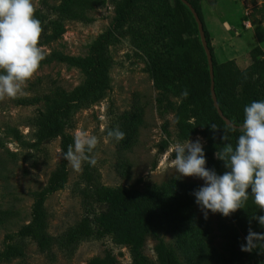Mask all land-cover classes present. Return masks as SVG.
<instances>
[{
  "label": "rangeland",
  "instance_id": "rangeland-1",
  "mask_svg": "<svg viewBox=\"0 0 264 264\" xmlns=\"http://www.w3.org/2000/svg\"><path fill=\"white\" fill-rule=\"evenodd\" d=\"M60 1L53 0L52 3ZM117 1L106 0L86 10L84 18L74 19L42 9L40 1L33 0L35 10L42 9L47 21L58 19L65 27L61 38L40 46L43 56L57 50L75 57H87L96 40L113 27ZM202 14L220 61L234 60L240 69L245 70L253 62L251 50L257 46L264 50L263 0H204ZM108 55L112 64L108 70L109 88L105 96L95 102L76 105L66 125V132L72 139L77 133L84 132L95 135L98 143L89 154L95 159V165L83 162L81 171L76 172L67 163V182L45 200L47 232L56 239L86 214L83 196L88 187L86 171L102 185H136L144 191L177 179L171 166L174 153L170 149L174 143L197 139L203 147L207 143L201 133L184 141L178 138L176 111L160 109L158 90L147 70L145 56L134 47L130 35L123 34L119 40L110 43ZM85 80L82 67L55 61L39 68L26 82L22 94L16 98L0 99V217L3 219L0 223V250L8 242L16 241L24 248L21 257L0 264H87L93 257L104 256L108 251L122 264L132 263L129 247L115 243L112 236L88 237L70 247H62L55 241L48 250H41L29 237H15L13 241L7 239L9 234L15 235L29 223L35 193L47 186L51 174L62 160L60 137L31 147L36 142V116L40 109H44V103L23 105L17 100L50 93L58 88L70 92L83 85ZM166 122L170 136L169 146L164 150L161 144L168 137L163 127ZM116 128L124 133V139L119 142L107 136L109 129ZM127 131L133 133L130 145L126 141ZM179 180L197 188L203 184L195 177ZM96 206L98 210L103 209L99 204ZM193 208L196 223L189 242L192 256L184 254L172 231H164L159 236L175 249L184 264H220L222 256L230 255L233 244L223 234L225 225L234 224L231 215L224 217L209 212L205 218L196 203ZM238 233L240 244L245 245L244 235L240 230ZM157 241V237L148 234L143 246V253L154 264L158 263L155 252Z\"/></svg>",
  "mask_w": 264,
  "mask_h": 264
},
{
  "label": "trees",
  "instance_id": "trees-1",
  "mask_svg": "<svg viewBox=\"0 0 264 264\" xmlns=\"http://www.w3.org/2000/svg\"><path fill=\"white\" fill-rule=\"evenodd\" d=\"M39 1L42 9L61 17L82 19L86 10L103 4L106 0H61L58 4H53V0ZM187 1L196 9L204 24L213 56L215 90L219 105L235 125H241L244 106L254 100H264V50L260 46L251 50L253 62L245 70L240 69L234 60L220 61L203 18L204 0ZM42 9L35 10L42 30L39 47L58 40L65 32L63 23L58 19L47 21ZM123 34L130 35L134 47L145 56L147 70L158 90L160 109L165 112L176 111L178 138L184 141L201 133L207 140L203 147L206 167L214 169L217 174L228 170L224 161L216 157V152L227 143L235 146L241 129L228 125L214 105L208 58L193 12L182 0H119L116 2L113 27L96 40L87 57H75L53 50L44 55L40 62L39 68L55 61L82 67L86 74L83 85L70 92L58 88L50 93L17 100L18 104L23 105L44 103V109H40L36 116V142L31 147L60 137L62 160L51 174L47 186L35 193L29 223L23 225L15 235L9 234L7 239L13 241L15 237H29L41 250H48L55 241L62 247H70L88 237L112 236L115 243L129 247L131 264H154L143 253L146 236L152 234L158 238L155 245L157 264H184L175 249L159 236L164 231H172L184 254L192 256L189 242L196 223V214L193 208L195 197L191 193L197 187L179 179L142 191L136 185H102L94 181L92 174L86 171L88 187L83 191L85 216L59 239L47 232L45 200L51 193L62 188L68 177V162L63 159V154L73 144V139L66 132V125L76 105L95 102L105 96L109 88L108 70L112 64L108 47ZM213 124L216 129L212 128ZM163 127L168 136L161 144L165 150L169 146L168 122ZM136 131L137 126L135 135ZM128 132L126 141L130 145L133 133ZM222 137H226V140ZM96 204L103 209L98 210ZM260 215H264V211L257 208L251 196L243 208L231 214L234 224L225 225L223 234L233 244L230 255L222 256L220 264H264V235L254 241L251 250L245 251L242 250L238 233L240 230L244 237L249 230L264 234V227L253 219V216ZM2 222L0 217V223ZM23 250L20 242H8L0 250V263L21 257ZM87 264L122 263L108 251L104 256L93 257Z\"/></svg>",
  "mask_w": 264,
  "mask_h": 264
},
{
  "label": "clouds",
  "instance_id": "clouds-1",
  "mask_svg": "<svg viewBox=\"0 0 264 264\" xmlns=\"http://www.w3.org/2000/svg\"><path fill=\"white\" fill-rule=\"evenodd\" d=\"M41 31L33 0H0V99L22 94L26 82L37 72L44 59L38 46ZM240 127L235 146L227 143L216 152V157L223 160L228 169L223 174L206 167L200 139L171 146L170 151L174 153L171 166L176 178L195 177L203 181L191 194L205 218L209 212L228 217L243 208L249 196L257 208L264 211V100H254L244 106ZM212 128L217 127L213 124ZM107 136L117 142L124 139V133L118 128L109 129ZM97 143L95 135L77 133L63 159L76 172L81 171L83 162L95 165V159L89 154ZM253 219L264 227V215L253 216ZM262 235L249 230L242 250H251L254 241Z\"/></svg>",
  "mask_w": 264,
  "mask_h": 264
},
{
  "label": "water",
  "instance_id": "water-1",
  "mask_svg": "<svg viewBox=\"0 0 264 264\" xmlns=\"http://www.w3.org/2000/svg\"><path fill=\"white\" fill-rule=\"evenodd\" d=\"M190 9L191 11L193 12L194 14V17L197 21V24H198V28H199V32H200V37H201V40H202V43H203V46L205 48V51H206V54H207V58H208V63H209V67H210V75H211V92H212V98H213V101H214V105L215 107L217 108V111L219 113V115L223 118V120L228 124V125H232L236 128H240L241 129V125H235L230 118H228L224 112L222 111L220 105H219V102H218V98H217V94H216V90H215V81H214V64H213V56H212V53H211V50L209 48V45H208V41H207V38H206V33H205V29H204V24L202 22V20L200 19L196 9L192 6V4L190 2H188L187 0H182Z\"/></svg>",
  "mask_w": 264,
  "mask_h": 264
}]
</instances>
